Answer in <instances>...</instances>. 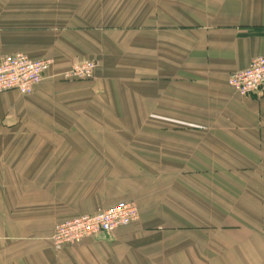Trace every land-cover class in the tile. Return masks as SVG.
I'll list each match as a JSON object with an SVG mask.
<instances>
[{"label": "crops", "instance_id": "0c3cea01", "mask_svg": "<svg viewBox=\"0 0 264 264\" xmlns=\"http://www.w3.org/2000/svg\"><path fill=\"white\" fill-rule=\"evenodd\" d=\"M51 59L0 92V264H264V0H0V61ZM82 59L89 79H64ZM139 217L56 246V222Z\"/></svg>", "mask_w": 264, "mask_h": 264}, {"label": "built area", "instance_id": "2783aa9c", "mask_svg": "<svg viewBox=\"0 0 264 264\" xmlns=\"http://www.w3.org/2000/svg\"><path fill=\"white\" fill-rule=\"evenodd\" d=\"M51 59H31L17 52L0 61V92L15 89L30 94L51 66ZM97 62L82 59L62 73L64 79L84 80L92 77ZM227 83L241 96L259 94L264 87V56L253 57L247 68L232 72ZM137 206L120 200L93 214L73 216L55 223L52 241L56 246L77 245L86 237L108 235L120 226L138 219Z\"/></svg>", "mask_w": 264, "mask_h": 264}]
</instances>
